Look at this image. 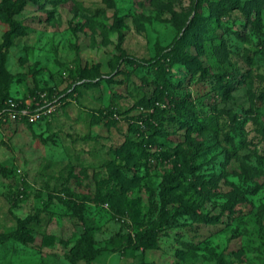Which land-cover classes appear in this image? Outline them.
<instances>
[{"label": "rangeland", "instance_id": "obj_1", "mask_svg": "<svg viewBox=\"0 0 264 264\" xmlns=\"http://www.w3.org/2000/svg\"><path fill=\"white\" fill-rule=\"evenodd\" d=\"M222 1L0 0V264H264V0Z\"/></svg>", "mask_w": 264, "mask_h": 264}, {"label": "trees", "instance_id": "obj_2", "mask_svg": "<svg viewBox=\"0 0 264 264\" xmlns=\"http://www.w3.org/2000/svg\"><path fill=\"white\" fill-rule=\"evenodd\" d=\"M237 7L236 5H233V3L230 2V0H224L221 2V9L223 12H226L227 10L231 9V8H235ZM2 9L4 11V13L6 15H10L11 14V10L7 5L2 6ZM218 14H213L212 17L210 16H204V17H199L196 22L192 21L190 24H188L185 28L184 33L175 40V45H176V52L179 53V51L183 48H186L187 46H191V45H196L198 48L201 47L200 44V40L202 37V32H207L209 30V25L212 22L213 18H217ZM11 18L10 16L8 17V21H10ZM195 20V18H194ZM204 30V31H202ZM174 51V50H173ZM175 52V51H174ZM175 53L172 57L171 56H164V54L162 56L153 58L151 60H146V63H148L149 65L153 66V67H157L155 69V72L157 73L158 77H166L167 72H170V67L173 66L175 64V62H184L187 63L188 65H191L193 62L196 61V59H198L196 57V55L194 54H190L188 52L184 53V54H178ZM137 59V58H135ZM206 72V71H205ZM162 96H157V99H155L153 101V107H155V110L150 111L151 107L150 104L148 106H145L147 108V111L142 113L140 116H138L135 120V125H136V130L139 131L140 135H145L146 132L148 130H151L153 128L157 129L159 128V126L161 125L160 120H161V115L159 114V106H155L156 102L158 101V103H160L159 99H161V97H164L165 95V91H161ZM176 105L179 106L180 108H182L184 106V102L183 100H179L176 102ZM4 107H7L8 109H14V110H18L19 112H21V109L17 107L16 104H12V103H7ZM166 110V109H164ZM182 112V111H180ZM134 128V127H133ZM146 140V141H145ZM141 143H138V146L140 149H142L145 153V155H149V148L150 146V142H147L149 139H146ZM161 153V152H160ZM159 153H153L151 154L152 156L154 155H158ZM182 169H179L178 171L175 172V174H173L170 178L169 181H166V184H168V182H171V180L177 179L180 175ZM241 194L237 195V199H241ZM0 241H2V238H0Z\"/></svg>", "mask_w": 264, "mask_h": 264}, {"label": "built area", "instance_id": "obj_3", "mask_svg": "<svg viewBox=\"0 0 264 264\" xmlns=\"http://www.w3.org/2000/svg\"><path fill=\"white\" fill-rule=\"evenodd\" d=\"M12 104H14V103L12 102ZM9 110H10V113H11L14 117H16V116L18 115V113H17L16 110H14V109H9Z\"/></svg>", "mask_w": 264, "mask_h": 264}]
</instances>
